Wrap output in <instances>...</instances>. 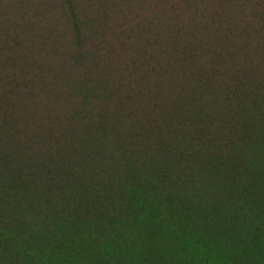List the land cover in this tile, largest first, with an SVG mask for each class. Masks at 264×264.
Returning a JSON list of instances; mask_svg holds the SVG:
<instances>
[{
	"label": "trees",
	"instance_id": "1",
	"mask_svg": "<svg viewBox=\"0 0 264 264\" xmlns=\"http://www.w3.org/2000/svg\"><path fill=\"white\" fill-rule=\"evenodd\" d=\"M0 264H264V0H0Z\"/></svg>",
	"mask_w": 264,
	"mask_h": 264
}]
</instances>
